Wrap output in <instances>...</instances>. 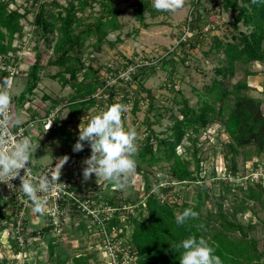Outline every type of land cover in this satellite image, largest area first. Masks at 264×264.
<instances>
[{
  "label": "trees",
  "instance_id": "1",
  "mask_svg": "<svg viewBox=\"0 0 264 264\" xmlns=\"http://www.w3.org/2000/svg\"><path fill=\"white\" fill-rule=\"evenodd\" d=\"M192 1L190 17L186 20V27H189L190 31L186 39L180 40L179 44L194 48L204 41L208 36L207 33L218 28L216 25L218 21L210 20L208 16L203 19L200 6L204 0ZM16 2V0H0V82L9 79L12 67L20 65L17 52L21 49V45H16L14 42L16 39L22 40L25 36L23 19H26L31 12L33 13L31 24L38 37L34 45L35 59L26 70V87L19 95L12 96V105L22 108L26 103L34 100L33 93L40 84V72L44 67L40 48L43 42L53 51V58L48 60L47 65L59 67L50 77L61 82L63 86L70 85L74 90L68 101L70 114L78 115L98 105L99 101L96 98L98 94L106 98V107L117 102L128 106L132 101L133 114L137 113L140 104L145 103V97L149 98L148 127H145V135L135 155L136 172L142 173L146 182L143 199L124 200L117 196L103 197L100 192L106 181L101 180L99 187L95 188L97 181L94 174L91 177L92 181H86L81 187L96 205L104 202L111 207H120V203L125 201L137 204L140 208V216L129 213L128 220H122V211L118 209L110 222V226L115 224L121 227L122 232L125 231L126 225H132L128 244L135 257L134 263L180 264L182 250H176L172 246L195 234L198 238L204 237L215 247V254L220 256L223 264H264V249H260L259 239L252 234L256 229V223L243 222L239 218L240 214L247 211L256 217L260 210L264 212L263 175L258 180L250 177L244 184L242 181L244 175L239 174L241 169L237 160L240 154L245 158L257 155L258 162L255 165L262 164L260 162L264 165V108L260 99L248 93L251 87L246 78L232 83V78L240 67L248 77L255 74V71L249 68L251 63L264 62V3L253 4L251 0L219 1L221 8L217 10L218 15L222 11L233 13L230 27L236 33L223 39L217 34L210 35H213L210 47L204 52L205 55L213 54L216 57L212 79L199 90L195 105H190L186 97L175 98L179 106L175 112L168 115L171 124L165 131L157 132L148 117L155 108L154 94L151 89L145 87L144 81L157 72L158 67L169 72L170 75L176 73L179 60L185 62L184 57L176 58L177 48L160 57L157 60L159 65L139 66L135 61L128 60L127 64L136 69L135 72H130L129 83L132 85V82H135L137 86L131 88L127 84L128 87L122 88L121 98L116 101L115 97L120 92L119 87L108 85V81L100 75L99 70L87 64L82 57L86 41L92 38L95 40L89 44L96 49H100L104 44L114 46L121 42L119 37L114 42L108 39L110 33L123 27L120 18L122 10L117 7L116 1L24 0L23 3L17 2L13 7ZM152 5L153 0H138L134 4L133 12L140 26H149L147 14L155 17L170 13L156 11ZM241 26L246 29L242 30ZM139 30L140 27L136 32ZM118 70L114 69L115 75H118ZM143 91L146 92L145 96ZM43 97L50 100L48 95ZM36 113L38 112L29 108L31 118ZM126 114L123 113L122 117ZM162 115L167 116V113L157 114V117L161 118ZM217 123H220L225 133L229 135L222 149L228 174L219 177L216 181L221 187V193L214 209L203 210V205L208 201L211 202V194L201 174L206 157L202 155L200 135L202 131L208 130ZM55 124L54 131H68L67 123L60 121L59 116L55 118ZM185 140L189 143H184ZM180 146L184 148L181 153L178 151ZM80 155H91V148L87 143L83 151L76 153L75 156ZM164 162L168 163L167 169L163 166ZM156 165L160 166L164 175L181 184L201 182L204 201L201 204H192L179 198L176 203H171L168 199L162 198L159 193L166 191V188H172V185L168 181L159 188L158 192L154 191V187L163 179V177L153 179L151 168ZM213 174H216L215 169ZM227 199H231V203L226 207L224 200ZM188 207H192L198 213V217L188 220L183 226H178L175 222V214L183 212ZM16 208L12 200L4 201L0 196V231L8 230L15 223L16 219L13 215ZM73 208L75 211L72 212L71 218L75 220L84 216L76 210V207ZM61 225L63 226L64 222L57 226L48 220L46 225L33 230L30 235L33 239L42 238L46 234L55 233ZM56 240L57 237L51 235L48 241L49 259L52 264H69V262L70 264H105L98 258V252L94 249L87 253L78 252L71 255L66 251H59ZM11 241L16 254L24 250L16 240ZM121 257L122 254L120 259ZM9 262V259L2 257L0 252V264H10Z\"/></svg>",
  "mask_w": 264,
  "mask_h": 264
},
{
  "label": "rangeland",
  "instance_id": "2",
  "mask_svg": "<svg viewBox=\"0 0 264 264\" xmlns=\"http://www.w3.org/2000/svg\"><path fill=\"white\" fill-rule=\"evenodd\" d=\"M18 3H23L24 0H16ZM65 2V0H61ZM118 3L117 7L122 10L120 15L123 27L120 30L114 31L109 34V41H116L119 37L121 42H118L114 46L104 44L100 49L94 48L91 44L95 38L86 41V47L82 53V57L86 63L92 65L94 69L99 70L100 75L108 81V85L119 87L120 92L115 97L116 101H119L120 96L123 93V89L128 84L130 87H136L135 82L129 83L130 72H135V68L132 65H128V60H133L137 65L142 64H158L157 60L168 54V51L177 48L176 58H185V62L177 64V71L173 75L169 72L158 67L157 72L150 75L145 81V87L152 90L154 94L155 108L151 112L149 122L153 123V128L157 132L165 131L166 127L171 124V120L168 117L170 113L175 112L179 106L176 99L186 97L189 99L190 105H195L199 97V90H201L206 83H209L214 75L216 66V57L213 54L205 55L204 51H208L212 36L211 34H217L222 39L228 38L232 34L236 33L230 27V21L234 14L231 12H221L218 15V8H221L219 4L220 0H204L200 6V13L204 16L203 19L207 18L210 20H216L218 28L211 33H207L208 36L198 46L191 48L188 45L179 44L180 38L182 37L184 30L186 29V20L190 17V11L193 7L192 0H186L183 8L176 12H170L168 15H157L155 17L147 14V21L149 22L148 27L140 26V23L135 19L134 15V4L138 0H114ZM17 2L13 4L14 7ZM29 2H27L28 4ZM217 5V6H216ZM215 6V7H213ZM98 6H96L97 8ZM23 10V8H21ZM90 9L88 10V13ZM33 13H29L26 19H23L25 28V36L22 40L16 39L14 44L21 45V49L17 52L19 56L20 65L15 67L19 70L14 75V81L10 88L11 97L13 95H19L21 91L26 87V70L29 65L35 59V48L38 35L35 32L33 25ZM164 21V22H161ZM140 27L139 32L136 29ZM241 29H246L241 26ZM176 46V47H175ZM42 52V63L44 67L41 69V81L38 87L33 93L34 100L31 102L37 105L40 109L43 107H49L50 109L59 108L58 115L60 121L67 123L68 131H54L51 130L52 134L43 133V127L37 125L36 131H40L42 136L38 137V141L33 144L34 148H37L33 153L32 159L35 165L41 162L52 161L55 156L51 155L48 151V144L54 145L57 148H67L69 150L64 155H68V152L73 151V145L76 143L79 137V125L85 126L88 120L97 115L101 110H106V98L102 97L101 94L96 95L99 104L91 107L90 109L84 110L78 115L70 114V105L68 104L69 98L73 93V88L70 85L63 86L61 82L52 79L50 75L54 74L59 67L54 65H47L49 59L53 58V51L51 47H48L44 42L40 45ZM1 59V56H0ZM159 65V64H158ZM133 67V68H132ZM243 67V66H242ZM111 68V70H110ZM255 74L252 76H246L244 69L241 67L237 70L236 75L232 78V83L246 78L250 89L248 93L262 102V108H264V62H253L249 65ZM114 69L118 70V75H115ZM174 83V84H172ZM175 85V86H174ZM127 86V87H128ZM175 87V88H174ZM176 89V90H174ZM180 90V91H179ZM143 96L146 92L143 91ZM43 95H48L50 100L44 98ZM147 99V100H146ZM145 103L140 104V108L136 114L131 111L132 101L127 106L126 115L122 117V122L125 129L134 128L137 132V139L135 141L138 147L142 142V139L146 132V126L148 127L147 118V107L149 104V98L145 97ZM56 103V104H54ZM14 116L19 118L18 120L27 117V110L16 107ZM167 113V116L162 115L161 118L157 117V114ZM46 138V139H45ZM45 139V140H44ZM229 135L225 133L224 127L220 124L212 125L208 130L202 131L200 135V144L202 145V155L206 157L204 161V169L201 174L204 176L205 183L209 187L211 194V202H207L203 205V210L214 209L216 200L219 199L221 193V187L218 184L217 179L219 177L227 176L226 164L224 160V154L222 149L224 143L228 141ZM184 143H189L187 140ZM184 150L183 147H179L178 151L181 153ZM69 152V153H70ZM78 157V156H77ZM80 155L78 158H81ZM264 158V156H263ZM80 160V159H78ZM240 175H244L243 183L253 178L258 180L263 173L264 179V165L262 169H256L255 163L258 162V156L253 155L250 158H245L243 154L237 157ZM78 165L80 162H77ZM163 166L165 169L168 168V163L164 162ZM82 166L79 165L77 173L79 176H83ZM151 172L153 179L163 177L161 183L154 187V191L158 192L159 188L164 186L168 181L171 182L172 188H166V191L160 192L159 195L162 198L168 199L171 203H176L179 198H183L192 204H201L204 201V191L201 188V182H192L189 184H181L175 179H171L168 175H164L160 170V166H154ZM215 169L216 174H213ZM94 176V175H93ZM95 177V176H94ZM241 179V178H240ZM88 181H92V178ZM101 180H97L95 188L99 187ZM145 178L142 173L136 172L135 177L129 181L124 187H118L115 184L104 182L102 191L100 194L103 197L111 198L117 196L120 199H143L142 194L145 192ZM177 195V196H176ZM180 200V199H179ZM104 204V202H101ZM225 206L227 207L231 203V199L224 200ZM122 220L129 219V213L133 216H140V208L137 204L121 202ZM80 217L78 219H70L65 224L60 226L55 233L51 235L56 236V243L59 251H66L73 255L78 252H90L92 249L98 252V258L104 263L107 256L104 250L100 249L98 233H95L94 227H89L90 222ZM239 218L243 222L252 221L256 223V229L252 234L259 239L260 249H264V212L259 211V215L256 217L250 211L244 214H240ZM263 219V220H262ZM49 220L47 214L34 213L32 208L26 211L25 219L23 223L26 228L30 231L40 229ZM123 223L126 224L125 221ZM92 224V223H91ZM132 225H126L125 231L121 232L119 228V237L124 238V242H128L131 233ZM115 232V231H114ZM122 233V234H121ZM46 234L45 236L31 238L27 242L20 245L23 247V251L16 254L14 244L11 240H15L12 229L9 227L8 230L4 231L2 238L0 237V252L2 257L9 259L10 264H52L49 259L48 252V241L51 236ZM70 264V262H69Z\"/></svg>",
  "mask_w": 264,
  "mask_h": 264
},
{
  "label": "clouds",
  "instance_id": "3",
  "mask_svg": "<svg viewBox=\"0 0 264 264\" xmlns=\"http://www.w3.org/2000/svg\"><path fill=\"white\" fill-rule=\"evenodd\" d=\"M185 2L186 0H153L152 6L156 11L174 13L183 8ZM251 2L258 4L264 3V0ZM11 83L7 78L0 82V183L7 184L11 189L13 185L10 181L19 178V190L31 201L32 211L43 214L47 209V197L42 194L56 190L60 184L61 170L70 157H59L55 167L45 173H33L32 156L37 148L33 147L31 137L13 138L10 133V126L19 123L18 118L10 113ZM126 110V105L117 102L92 116L85 126L79 125V137L73 145V152L83 151L85 143L91 148L90 157L82 161L83 181L90 180L94 174L96 181L104 180L124 187L135 177L137 132L134 128L125 129L122 115ZM197 217L198 213L188 207L175 214V222L178 226H183L188 220ZM172 247L182 250L180 264H223L220 256L215 254V247L202 236L198 238L191 234Z\"/></svg>",
  "mask_w": 264,
  "mask_h": 264
},
{
  "label": "built area",
  "instance_id": "4",
  "mask_svg": "<svg viewBox=\"0 0 264 264\" xmlns=\"http://www.w3.org/2000/svg\"><path fill=\"white\" fill-rule=\"evenodd\" d=\"M189 31V27H186L180 40H185ZM18 72V69L12 67L9 76V80L12 82L11 86L13 84L14 75ZM15 108L16 107L11 104L10 113L13 115L17 112ZM22 108L28 111L27 118L15 124V126H10V133L13 138L30 136L33 144V137L39 134V131L35 130L37 125H41L46 132L56 127L55 118L59 116V108L48 109L49 107H43L40 109L31 102L26 103ZM29 108L38 112L32 118L29 114ZM50 124L51 127L49 128ZM76 153L78 152L72 151L69 153V156L74 158ZM59 157L60 156H56L51 162L41 165L39 168L34 167L35 164L32 159L33 173L39 174L47 172L51 167H55ZM89 157L88 155L80 158L81 170L84 168L82 161ZM261 166V164L257 165L256 169H262ZM262 174L261 172V175ZM21 175H23V170H21ZM59 182L60 184L57 185L55 191L42 194L47 197V209L44 213L48 215L49 220L57 226H59L61 222L65 224V222L72 219L71 214L75 211L73 206L76 207V210L82 213L84 215L83 217L90 222L89 227L95 225L94 229H96L95 233H98L100 249L104 250L107 256L105 264H135V257L130 250V245L128 242H124L123 237H119V227L115 224L110 226L111 219L115 217L116 210L119 209L118 211H120L122 207H111L105 203L94 204L89 198L88 193L81 188L85 185V181L76 173L72 161H68L62 168ZM10 183L13 185L11 189L7 184L0 183V196L4 201L8 199L12 200L17 206L13 215L16 220L15 223L12 224L11 229L16 242L22 245L32 238L30 234L33 230L30 231L29 228H26L23 220L25 219L26 211L33 206L28 197L19 190V178L13 179ZM19 206L21 208H19ZM3 208L6 209V207ZM109 227L111 228L109 229ZM120 254H122L121 259Z\"/></svg>",
  "mask_w": 264,
  "mask_h": 264
},
{
  "label": "crops",
  "instance_id": "5",
  "mask_svg": "<svg viewBox=\"0 0 264 264\" xmlns=\"http://www.w3.org/2000/svg\"><path fill=\"white\" fill-rule=\"evenodd\" d=\"M24 74H26V73H24ZM23 116H24V115H23ZM23 116H22L23 119L20 118L19 122H22L24 119L27 118V117H23ZM26 116H27V115H26ZM18 119H19V118H18ZM43 133H47V134L49 133V135L52 134L51 131H49V132L44 131ZM41 134H42V133H40V131H39V134L33 137V140H34L35 143L38 141V137H39V136H42ZM45 139H46V138H45ZM45 139H44V140H45ZM35 143H33V144H35ZM48 147H49V149H48L49 153H50L51 155H54L55 157H56V156H60V157H62V156H63V153H66V151L69 150V149H67V148H65V147H64V148H57V147H56V149H55L54 145H52V144H50V145L48 144ZM69 152H70V151H69ZM69 152H68V156H69ZM69 157H70V156H69ZM78 159H80V158H78L77 156H75L74 158H71V157H70V159H69V161H72V163L74 164V169H75L76 173H77V168H78V166L81 165V160H78ZM49 162H51V161H49ZM49 162H45V161H44V162L38 163L37 165H34V167H35V168H39L41 165L47 164V163H49ZM77 162H80L79 165H78ZM77 174H78V173H77ZM80 178L83 179V176H80ZM83 219H85V218H83Z\"/></svg>",
  "mask_w": 264,
  "mask_h": 264
},
{
  "label": "bare ground",
  "instance_id": "6",
  "mask_svg": "<svg viewBox=\"0 0 264 264\" xmlns=\"http://www.w3.org/2000/svg\"><path fill=\"white\" fill-rule=\"evenodd\" d=\"M4 231H0V237L2 238Z\"/></svg>",
  "mask_w": 264,
  "mask_h": 264
}]
</instances>
